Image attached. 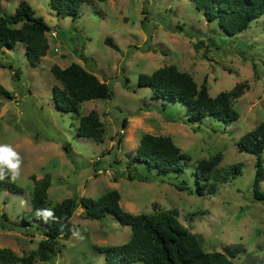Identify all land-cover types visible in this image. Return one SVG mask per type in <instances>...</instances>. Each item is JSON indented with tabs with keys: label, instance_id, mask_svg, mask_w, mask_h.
<instances>
[{
	"label": "rangeland",
	"instance_id": "rangeland-1",
	"mask_svg": "<svg viewBox=\"0 0 264 264\" xmlns=\"http://www.w3.org/2000/svg\"><path fill=\"white\" fill-rule=\"evenodd\" d=\"M21 1L0 0V16L13 13ZM25 1L50 26L49 49L35 67L21 43L0 51V84L13 95L0 97V144L19 153L22 163L15 183L24 190L0 195V247L18 257L37 249L42 234L18 222L31 209V177L49 173V206L68 197L98 198L117 190L124 210L152 215L174 209L201 238L204 250L241 244L244 251L232 258L235 264H264V203L252 192L256 156L238 151L236 145L264 121V18L228 36L190 0H91L81 4L76 19L56 16L48 0ZM107 37L117 50L105 44ZM73 62L106 82L111 94L82 102L77 114L60 111L51 93L61 83L50 67ZM170 64L190 73L198 85L205 81L211 96L245 83L232 104L238 118L228 126L210 119L192 125L185 122V108L155 99L149 88L138 86L140 73ZM90 110L103 122L102 142L77 136L78 118ZM146 133L169 136L190 156V168L181 177L141 179L144 171L130 157ZM203 160L214 162V168L240 164L241 173L217 182L214 194L205 186L198 195L191 169ZM183 178L188 189L179 191L176 185L185 186ZM80 213L78 207L70 218L74 233L58 238L56 256L35 264H106L97 248L129 239L130 227L112 216L92 220Z\"/></svg>",
	"mask_w": 264,
	"mask_h": 264
},
{
	"label": "trees",
	"instance_id": "trees-1",
	"mask_svg": "<svg viewBox=\"0 0 264 264\" xmlns=\"http://www.w3.org/2000/svg\"><path fill=\"white\" fill-rule=\"evenodd\" d=\"M90 1L48 0V6L56 16L76 19L81 4ZM190 1L194 2L207 20H215L228 36L242 32L259 17L264 18V0ZM49 30L50 26L45 20L37 16L31 5L22 0L13 13L0 16V51L11 50L17 43H21L27 61L35 67L48 52L46 33ZM104 42L112 49H118L111 38H105ZM50 72L61 83V86L53 85L51 93L53 101L62 112L77 114L82 102L111 96L106 82L78 63L73 62L63 68L53 64ZM13 76L17 78L18 72L14 71ZM138 86L149 88L155 99L185 108L187 123L198 126L205 119H210L228 126L238 118L232 104L233 100L244 92L246 84L238 83L230 90L220 91L211 96L205 81L198 85L190 73L170 64L159 67L149 74L140 73ZM0 97L12 99L13 95L0 84ZM104 131L103 122L97 111L90 110L78 118L77 136L102 142ZM236 145L238 151L256 156L252 183L253 198L264 203V190L260 189V183L264 181V158L261 157L264 152V121L245 132ZM64 151L68 153L66 146ZM130 160L141 166L144 175L140 178L145 180L152 176L181 177V174L190 168L191 162L190 156L182 152L169 136L150 133L140 138ZM214 166V162L203 160L197 167L191 169V174L195 178L193 184L196 186V194L203 195L205 186H208V194H214L217 182H227L230 175L241 173L240 164L224 168ZM31 178L33 181L31 209L22 213L18 225L33 227V230L39 231L43 238L39 240L35 251L22 257H18L8 247H0V264H35L36 260L51 261L58 252V238H68L74 233L75 227L70 218L78 207L81 209L82 218L98 220L110 215L121 225L129 226L131 229L126 242L97 248L104 254L106 264L112 262L133 264L136 261H142L143 264H235L232 258L244 251L241 244L227 245L224 251L204 250L201 238L181 222L176 210H164L152 215L130 213L121 207L120 194L117 190L105 192L98 198L68 197L49 206L47 201L51 175L46 173L41 178L37 179L34 176ZM181 183L185 186L177 184L176 188L179 191L187 190L185 178ZM23 191L21 186L8 178L0 181V195L3 192L22 194ZM38 209H51L56 219H50L45 223L35 215ZM2 215L6 219L5 213Z\"/></svg>",
	"mask_w": 264,
	"mask_h": 264
},
{
	"label": "clouds",
	"instance_id": "clouds-1",
	"mask_svg": "<svg viewBox=\"0 0 264 264\" xmlns=\"http://www.w3.org/2000/svg\"><path fill=\"white\" fill-rule=\"evenodd\" d=\"M21 157L11 145L0 144V181L8 178L15 182L20 177ZM35 215L41 218L45 223L56 217L51 209H38Z\"/></svg>",
	"mask_w": 264,
	"mask_h": 264
},
{
	"label": "water",
	"instance_id": "water-1",
	"mask_svg": "<svg viewBox=\"0 0 264 264\" xmlns=\"http://www.w3.org/2000/svg\"><path fill=\"white\" fill-rule=\"evenodd\" d=\"M198 48V45H195V49H197Z\"/></svg>",
	"mask_w": 264,
	"mask_h": 264
}]
</instances>
